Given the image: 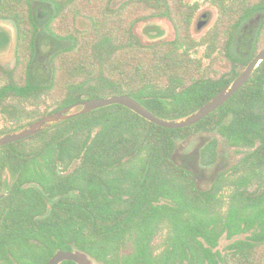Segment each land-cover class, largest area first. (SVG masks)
Masks as SVG:
<instances>
[{
	"label": "trees",
	"instance_id": "trees-1",
	"mask_svg": "<svg viewBox=\"0 0 264 264\" xmlns=\"http://www.w3.org/2000/svg\"><path fill=\"white\" fill-rule=\"evenodd\" d=\"M208 1L216 15L196 38V1L0 0V20L15 26L14 64H0V134L54 105L120 94L161 118L191 113L264 47V0ZM38 5L50 9L42 22ZM155 17L166 18L174 36L144 43L134 27ZM252 17L250 48L237 56L236 36ZM41 34L55 46L48 77L35 81ZM211 131L248 151L201 190L175 162V145ZM215 142L202 151L209 162ZM4 173L0 264H45L57 249L73 248L99 264H264V60L194 124L162 127L120 104L99 107L1 145L0 189ZM253 179L259 184L248 190ZM222 237L228 243L219 249Z\"/></svg>",
	"mask_w": 264,
	"mask_h": 264
},
{
	"label": "rangeland",
	"instance_id": "rangeland-1",
	"mask_svg": "<svg viewBox=\"0 0 264 264\" xmlns=\"http://www.w3.org/2000/svg\"><path fill=\"white\" fill-rule=\"evenodd\" d=\"M123 0H113L112 5L117 6ZM188 2H198L199 9L194 16L192 25L193 35L199 38L200 35L212 24L216 11L209 4L208 0H187ZM50 9L44 5L36 7V16L42 22L49 13ZM258 19L252 17L247 20L239 30L233 50L237 56L243 57L250 48L252 38L257 27ZM87 24L84 20L80 21V25ZM135 34L144 43L169 40L174 36L172 24L166 18L155 17L138 22L134 27ZM14 45H15V26L10 20H0V64L6 68H10L14 64ZM55 46L54 41L50 40L45 34H41L38 39V51L34 63L31 68L32 79L35 81H43L48 77L49 66L48 57L50 51ZM203 49L199 48L195 53L196 56L202 54ZM206 62V60H204ZM3 120L0 118V129L3 126ZM217 138V134H208L198 132L190 135L188 138L176 141L174 160L177 164L194 171L199 188H206L214 173L224 172L227 174L232 165H234L241 156L248 151L247 148H237L229 146L220 139L215 144V159L212 162L207 161V152H199L203 144L210 139ZM73 166V165H72ZM7 178V174L4 173ZM259 184L257 179H253L248 185V190L254 189ZM233 191V188H225L223 194L226 195ZM159 237L154 240L157 242ZM228 240L222 237L218 248L223 247ZM128 250V249H126ZM99 264V263H96Z\"/></svg>",
	"mask_w": 264,
	"mask_h": 264
},
{
	"label": "water",
	"instance_id": "water-1",
	"mask_svg": "<svg viewBox=\"0 0 264 264\" xmlns=\"http://www.w3.org/2000/svg\"><path fill=\"white\" fill-rule=\"evenodd\" d=\"M264 60V47L246 64L245 68L225 87L219 90L210 99L200 105L191 113L176 119H165L155 115L137 99L127 95H111L103 98H84L79 102L56 109V105L49 108V111L40 118L33 120L24 126L0 134V146L24 139L38 133L52 124L68 119L96 108L120 104L128 107L143 118L156 123L162 127L181 128L186 127L212 112L219 105L225 102L236 90H238L251 76L253 70ZM63 260H72L75 264H96L98 263L83 250L73 248L72 250L57 249L45 264H60Z\"/></svg>",
	"mask_w": 264,
	"mask_h": 264
},
{
	"label": "flooded vegetation",
	"instance_id": "flooded-vegetation-1",
	"mask_svg": "<svg viewBox=\"0 0 264 264\" xmlns=\"http://www.w3.org/2000/svg\"><path fill=\"white\" fill-rule=\"evenodd\" d=\"M196 133H198V132H196ZM205 133H208V134H213V133H215V134H217V138H214V139H216V142H215L216 145L219 143L220 139L223 140V142L226 143L225 139H224L220 134H218V133H216V132H212V131H211V132H205ZM193 134H195V133H193ZM193 134H192V135H193ZM188 137H189V136H188ZM188 137H186V138H188ZM184 139H185V138H184ZM178 140H180V139H178ZM212 140H213V138L210 139L209 141H207L205 144L202 145V147H201L200 150H199V152L201 153V155H202L203 148H205V147H206V146H207ZM176 141H177V140H176ZM226 144H227V143H226ZM174 155H175V151H174ZM69 167H70V166H69ZM191 171H192V170H191ZM219 173H220V172H219ZM192 174H193L194 180H195L196 185H197V179H196V177H195V173H194V171H192ZM217 174H218V173H214V174H213V178L211 179L209 185H208L206 188H199V187H198V188L201 189V190H205V189H207L208 187H210L212 181H213L214 178L217 176ZM9 182H10V178H9L8 174H7V178L4 177V175H3V179H2V187H1V189H0L2 193H5V192H6ZM197 186H198V185H197Z\"/></svg>",
	"mask_w": 264,
	"mask_h": 264
}]
</instances>
